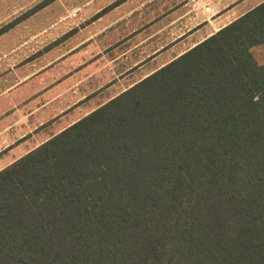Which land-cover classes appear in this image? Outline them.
I'll return each mask as SVG.
<instances>
[{"label": "trees", "instance_id": "1", "mask_svg": "<svg viewBox=\"0 0 264 264\" xmlns=\"http://www.w3.org/2000/svg\"><path fill=\"white\" fill-rule=\"evenodd\" d=\"M264 2L0 171V264H264Z\"/></svg>", "mask_w": 264, "mask_h": 264}, {"label": "crops", "instance_id": "2", "mask_svg": "<svg viewBox=\"0 0 264 264\" xmlns=\"http://www.w3.org/2000/svg\"><path fill=\"white\" fill-rule=\"evenodd\" d=\"M189 1L178 15H170L165 24H173L174 16H178L183 17L182 28L186 27L185 23H192V28L184 30L166 46L154 48L152 54L143 59L130 52L140 46L142 40H148L149 45L154 41L156 23L144 30L148 31V36L142 37V32L124 35L122 28L128 19L108 12L100 14L91 24L76 32L67 48L52 52L53 60L40 64L37 70L19 69L7 81L0 80V171L264 2ZM207 7H210L208 11ZM129 23L130 20L127 21ZM256 51H261L259 56L262 58L264 46L254 47V54ZM64 59L66 62L62 66L54 64ZM51 68L52 72H47ZM41 74L45 76L39 78ZM13 75L18 79L13 81ZM35 78L39 80L37 89L28 95L13 96L14 91ZM110 89H114L111 95L104 94ZM97 97L100 99L92 102ZM80 110V114L72 116ZM70 116L67 122L62 123Z\"/></svg>", "mask_w": 264, "mask_h": 264}, {"label": "rangeland", "instance_id": "3", "mask_svg": "<svg viewBox=\"0 0 264 264\" xmlns=\"http://www.w3.org/2000/svg\"><path fill=\"white\" fill-rule=\"evenodd\" d=\"M188 1L0 0V80L7 81L12 73L19 69L37 70L40 64L53 60L52 52L67 48L70 44L69 40L76 32L91 24L100 14L108 12L119 16V18L130 20V25L126 20L125 27L122 28L124 35H128L130 32H134V34L142 32V37L148 36V31L144 32V30L150 24L156 23L157 34L154 41L149 45L148 40L145 42L142 40L140 46L130 52L137 53V56L143 59L147 54H152L154 48L166 46L172 40H176L184 30L192 28V23H185L186 27L182 28L184 26L183 17L174 16L179 14L180 9ZM191 1L194 0L189 2ZM172 14H174V23L166 25L165 23ZM130 27H132V31H129ZM135 42H137V38L134 39ZM124 47L127 45L124 44ZM260 52L256 51L254 55L258 61H264L262 60L264 55L262 58L259 56ZM65 62L66 59L56 61L54 64L60 67ZM51 70L52 68L47 72L51 73ZM13 76V81L18 79L17 76ZM44 76L41 74L39 78ZM71 78L72 76L69 77V79ZM38 81L37 78L30 80L18 91H14L13 96L19 97L22 94L32 93L34 89H37ZM128 81L130 82V79ZM114 89H110L108 93L104 94L111 95ZM98 99L100 98L97 97L92 102H96ZM82 110L74 112L72 116L80 114ZM69 118L71 116L62 123L67 122Z\"/></svg>", "mask_w": 264, "mask_h": 264}, {"label": "built area", "instance_id": "4", "mask_svg": "<svg viewBox=\"0 0 264 264\" xmlns=\"http://www.w3.org/2000/svg\"><path fill=\"white\" fill-rule=\"evenodd\" d=\"M206 9H207V10H209V9H210V7H207Z\"/></svg>", "mask_w": 264, "mask_h": 264}]
</instances>
